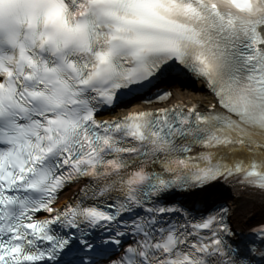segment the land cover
<instances>
[{"label": "snow or ice", "instance_id": "6c2138e0", "mask_svg": "<svg viewBox=\"0 0 264 264\" xmlns=\"http://www.w3.org/2000/svg\"><path fill=\"white\" fill-rule=\"evenodd\" d=\"M252 201L264 0H0V264H264Z\"/></svg>", "mask_w": 264, "mask_h": 264}, {"label": "bare ground", "instance_id": "6f19581e", "mask_svg": "<svg viewBox=\"0 0 264 264\" xmlns=\"http://www.w3.org/2000/svg\"><path fill=\"white\" fill-rule=\"evenodd\" d=\"M190 95L195 96V98H200L204 100L205 98L209 101L211 98L208 96L203 86L200 84L193 85L185 90ZM74 190V189H73ZM242 218L252 219L261 218L264 215V207L260 205L258 201H252L241 205V213Z\"/></svg>", "mask_w": 264, "mask_h": 264}]
</instances>
